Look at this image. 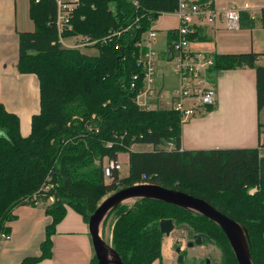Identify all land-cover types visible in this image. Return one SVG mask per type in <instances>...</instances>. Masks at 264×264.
Segmentation results:
<instances>
[{
  "label": "trees",
  "instance_id": "16d2710c",
  "mask_svg": "<svg viewBox=\"0 0 264 264\" xmlns=\"http://www.w3.org/2000/svg\"><path fill=\"white\" fill-rule=\"evenodd\" d=\"M176 6L177 0H80L66 36L98 40L136 17L140 19L139 35L149 27L150 19ZM29 16L35 30L19 33L17 70L37 77L39 111L31 117L28 135L22 136L18 116L0 103V235L9 234L13 209L32 205L25 199L35 194L47 177L55 184L47 194L55 200L43 207L51 221L40 255L20 264L50 257V236L67 206L87 222L104 195L143 183L184 191L243 224L253 264H264V150L181 151L179 113L171 109L141 111L131 101L129 81L141 70L132 56V46L127 47L123 40L119 50L113 48L114 41L94 45L99 49L95 56L62 47L54 24V0H31ZM204 32L203 27L200 34ZM256 59L255 53L215 55L214 70L254 68L260 111L264 108V66L257 65ZM259 126L264 133V123ZM167 142L173 144L172 149L163 148ZM135 144L150 145L151 149L133 150ZM119 153L128 154L127 175L120 177L115 172L112 180L105 181L103 163L117 159ZM254 186L259 188L249 194L248 189ZM111 215V245L124 264L161 262L164 235L159 221L167 218L187 223L196 231L210 225L221 251L219 264H237L221 230L186 209L137 199L130 206L120 204L111 210L105 221ZM90 264H98L94 255Z\"/></svg>",
  "mask_w": 264,
  "mask_h": 264
},
{
  "label": "crops",
  "instance_id": "0c3cea01",
  "mask_svg": "<svg viewBox=\"0 0 264 264\" xmlns=\"http://www.w3.org/2000/svg\"><path fill=\"white\" fill-rule=\"evenodd\" d=\"M30 4L31 0H0V103L7 112L18 116L22 136L28 135L31 117L39 111L37 77L17 70L19 33L35 30L29 16ZM211 4L219 10L227 7L239 9V28L227 30L221 21L205 26V32L199 33V41L193 43V48L214 59L215 55L255 53V63L264 66V18L251 20L248 12L250 9H264V0H211ZM170 25H176V20L165 18L158 25L161 28L159 42L164 44L165 29ZM166 61H169L166 52L159 51L158 75L165 70ZM213 82L217 90L216 102L213 106L200 108L180 125V150L257 148L261 136L259 124L264 123V108L257 110L255 69H216ZM174 88L166 90L163 87V92H171ZM168 143L171 145L165 143L163 146L166 150L173 148V144ZM140 146H148L144 150L151 149L150 145L138 144L132 149L140 151ZM117 159L121 168L126 164L128 172V154L119 153ZM118 176L123 177L120 173ZM13 215L9 237L0 239V264H20L24 259L38 257L46 226L51 221L40 205H19L13 209ZM50 242V257L34 264H90L94 255L87 222L68 206L64 217L55 225Z\"/></svg>",
  "mask_w": 264,
  "mask_h": 264
},
{
  "label": "built area",
  "instance_id": "2783aa9c",
  "mask_svg": "<svg viewBox=\"0 0 264 264\" xmlns=\"http://www.w3.org/2000/svg\"><path fill=\"white\" fill-rule=\"evenodd\" d=\"M54 1L56 3L54 24L58 43L62 47L79 50L83 47L105 45L114 41L113 48L119 50L122 47V40L127 43V47L132 46V56L136 57V65L141 70L131 76L129 90L133 93L131 101L139 110L171 109L179 113L182 124L194 116L200 108L215 104L217 99V90L213 82L215 59L200 49H194L193 43L199 41L198 35L201 28L220 21L227 30L238 29L241 13L239 9L227 7L219 10L212 6L211 0L204 2L177 0V6L173 11L162 13L157 19H150L149 27L145 31H140L139 35L136 31L140 30L138 25L140 19L136 17L117 30L110 31L107 36L95 40L81 35L66 36L72 30L71 20L80 6V0ZM133 5L137 6V2L134 1ZM248 12L251 20L264 18V9H250ZM165 18L176 20V25H170L165 29V52L172 63V70L177 81V87L168 93L163 92V87L157 82L159 52L157 46L161 30L158 25ZM114 137L119 136L114 135ZM166 145L171 144L167 142ZM107 146L110 147L111 142ZM257 149L259 153L264 150L263 134L260 136ZM102 169L105 181H110L114 178L115 172L119 173L121 163L118 159L105 160ZM258 188V186L251 187L247 192L252 194ZM54 189L55 184L50 181V177H47L40 189L25 201L42 207L50 205L55 197L47 193ZM43 196L47 197L43 199ZM8 237L9 234L0 235V239Z\"/></svg>",
  "mask_w": 264,
  "mask_h": 264
},
{
  "label": "water",
  "instance_id": "95a60500",
  "mask_svg": "<svg viewBox=\"0 0 264 264\" xmlns=\"http://www.w3.org/2000/svg\"><path fill=\"white\" fill-rule=\"evenodd\" d=\"M130 199H153L162 201L205 216L213 221L228 240L237 264H253L249 252V234L243 224L222 213L207 201L182 191L169 189L157 184H134L121 188L105 198L88 215V231L94 256L98 264H124L119 254L101 237V227L111 210ZM174 229L172 219H161L159 230L167 237ZM179 248H177V252ZM181 256L179 257L180 260Z\"/></svg>",
  "mask_w": 264,
  "mask_h": 264
},
{
  "label": "rangeland",
  "instance_id": "374dc122",
  "mask_svg": "<svg viewBox=\"0 0 264 264\" xmlns=\"http://www.w3.org/2000/svg\"><path fill=\"white\" fill-rule=\"evenodd\" d=\"M169 19L172 20V18H169ZM169 19H167V20H169ZM166 22H168V21H166ZM66 42H68V41L66 40ZM157 49L159 51L165 52L166 47L163 44V42H159ZM79 51L86 54V55H92V56L98 55V53H99V49L96 47H83V48H80ZM165 65H166V67H165V70L162 72V74L161 75L157 74V80L160 82V84L166 90H170V89L175 87V84H176L175 79L176 78H175L173 70H172V63H170L169 61H166ZM261 134L264 135L263 132H261ZM141 147L142 146L139 147L140 150H144V149L148 148V146H143L144 148L143 147L141 148ZM126 172H127V166H126V164H122V168L120 169L119 173L122 176H124L126 174ZM178 191H180V190H178ZM182 192H184V191H182ZM111 194L112 193L104 195L101 198V200L99 201V204ZM133 203H134V199L126 200L125 202H123V204L128 205V206L132 205ZM113 218H114V216L111 215L103 223V225L101 227V237L107 243H110V244H111V226H112ZM174 224H175L174 230L170 233L169 236L162 239L161 256L163 254V256H162L163 260H161V262H163L164 264H175L176 253L174 252V245H177V244L184 245L185 241L187 239H190L191 235H192L191 229L187 224H185V223H174ZM212 243L211 244L205 243L204 246H202V247H194L193 251L186 249V252H188L189 255L200 256L199 259L201 260V263H202V260L205 257H207L210 259V261L215 262L216 264H219L220 250L217 246H215V244H212ZM161 262H159V263H161ZM198 264H200V263H198Z\"/></svg>",
  "mask_w": 264,
  "mask_h": 264
},
{
  "label": "flooded vegetation",
  "instance_id": "af4514ba",
  "mask_svg": "<svg viewBox=\"0 0 264 264\" xmlns=\"http://www.w3.org/2000/svg\"><path fill=\"white\" fill-rule=\"evenodd\" d=\"M198 198V197H197ZM212 205V204H211ZM213 206V205H212ZM189 211V210H188ZM192 212V211H191ZM195 213V212H193ZM200 215L198 213H195V215ZM202 216V215H201ZM205 217V216H203ZM206 218V217H205ZM171 219V218H170ZM208 219V218H207ZM209 220V219H208ZM173 221V220H172ZM210 221V220H209ZM211 224L216 225L213 221H210ZM174 223V222H173ZM187 224V223H185ZM192 232L191 238L187 239L184 243V245L182 244H177L174 245V252L176 253L175 256V264H216L215 262L210 261L209 258L205 257L202 260L199 259L200 256H195V255H189L188 252H186L187 250L193 251L194 247H202L204 246L205 243H209L211 244H215V241L213 239V236L211 235V228L210 225L207 226V229H203V230H194L189 224H187ZM217 226V225H216ZM175 227V224H174ZM218 227V226H217ZM219 228V227H218ZM220 229V228H219ZM174 230V229H173ZM221 230V229H220ZM222 232V231H221ZM223 233V232H222ZM225 236V235H224ZM165 238V237H163ZM226 238V237H225ZM227 240V238H226ZM212 241V242H211ZM228 242V240H227ZM229 244V243H228ZM215 246H217L215 244ZM230 246V245H229ZM177 248H179V251L177 252ZM231 249V248H230ZM220 250V249H219ZM181 256L180 260L179 257ZM220 257H221V251H220ZM220 260V259H219ZM159 264H164L163 262L159 263Z\"/></svg>",
  "mask_w": 264,
  "mask_h": 264
},
{
  "label": "bare ground",
  "instance_id": "6f19581e",
  "mask_svg": "<svg viewBox=\"0 0 264 264\" xmlns=\"http://www.w3.org/2000/svg\"><path fill=\"white\" fill-rule=\"evenodd\" d=\"M166 253V252H165Z\"/></svg>",
  "mask_w": 264,
  "mask_h": 264
}]
</instances>
